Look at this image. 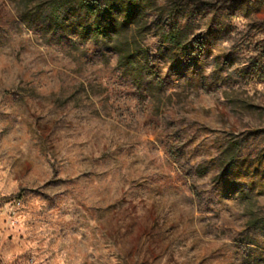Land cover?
Returning a JSON list of instances; mask_svg holds the SVG:
<instances>
[{"label": "rangeland", "instance_id": "374dc122", "mask_svg": "<svg viewBox=\"0 0 264 264\" xmlns=\"http://www.w3.org/2000/svg\"><path fill=\"white\" fill-rule=\"evenodd\" d=\"M152 1L138 87L0 0V264H264V0Z\"/></svg>", "mask_w": 264, "mask_h": 264}, {"label": "trees", "instance_id": "16d2710c", "mask_svg": "<svg viewBox=\"0 0 264 264\" xmlns=\"http://www.w3.org/2000/svg\"><path fill=\"white\" fill-rule=\"evenodd\" d=\"M20 20L52 41L61 43L78 38L111 46L117 65L136 86H148L152 71L147 69L148 53L142 45L140 28L150 30L145 18L155 7L152 0H10ZM182 33L170 31L161 36L171 51L169 61L175 65L199 60L193 42L181 39ZM202 48V47H201ZM203 81V80H202ZM226 167L236 169L234 160ZM229 169V170H230ZM261 229L264 230V222Z\"/></svg>", "mask_w": 264, "mask_h": 264}]
</instances>
